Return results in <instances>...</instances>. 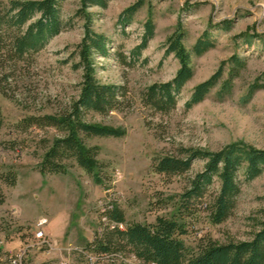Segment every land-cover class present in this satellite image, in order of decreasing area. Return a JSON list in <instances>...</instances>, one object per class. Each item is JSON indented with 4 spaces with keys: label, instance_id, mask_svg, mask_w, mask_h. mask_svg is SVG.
Wrapping results in <instances>:
<instances>
[{
    "label": "rangeland",
    "instance_id": "obj_1",
    "mask_svg": "<svg viewBox=\"0 0 264 264\" xmlns=\"http://www.w3.org/2000/svg\"><path fill=\"white\" fill-rule=\"evenodd\" d=\"M0 1L8 5L12 0ZM106 2V7L88 9L93 30L108 39V56L92 57L95 78L126 88L128 101L120 111L86 116L90 123L124 132L118 138H85L87 146L98 149L94 174L74 159L63 161L65 173L42 174L45 154L65 133L22 126L29 117L60 116L79 98L84 71L76 67L75 54L85 34L84 21L76 16L81 0L63 3L64 28L45 49L19 62L9 71L8 81L0 75V216L6 223L8 248L34 243L37 222L47 219L44 230L57 246L43 249L44 240L35 236L31 264H143L128 252L99 256L90 248L110 225L103 221L107 206L123 213L126 225L121 228L154 224L158 217L177 219L186 224L182 240L192 248L201 241L224 245L252 239L264 222V173L252 181L240 173L232 215L214 224L206 206L219 191L218 180L190 215L178 211L190 180L204 170L205 161L197 160L185 174L171 177L155 172L153 166L155 160L181 157L187 149L216 153L234 143L264 149V0ZM137 2L141 6L131 23L122 26L120 16ZM149 19L155 25L154 37L141 47ZM178 29L185 34L187 50L205 32L216 44L202 56H191L193 77L178 96L177 107L162 114L144 104L142 95L149 86L174 79L180 63L173 54H165V44ZM234 58L241 67H235ZM222 64L219 85L204 101L187 108L194 88ZM233 68L238 73L232 75ZM230 76L231 92L220 100L218 91Z\"/></svg>",
    "mask_w": 264,
    "mask_h": 264
},
{
    "label": "trees",
    "instance_id": "obj_2",
    "mask_svg": "<svg viewBox=\"0 0 264 264\" xmlns=\"http://www.w3.org/2000/svg\"><path fill=\"white\" fill-rule=\"evenodd\" d=\"M65 1L12 0L8 5L0 1V75L3 82L8 81L9 71L15 69L19 62L45 49L50 40L61 33L64 28L62 6ZM106 5V0H81V7L76 12V16L84 21L85 29L84 38L75 54L78 59L76 67L84 71L79 98L60 116H33L22 124L40 129L53 127L65 133L54 141L45 154L40 168L42 174L65 173L63 161L66 159H74L87 173L94 174L99 167L96 159L98 149L87 146L85 138H118L124 135L121 130L86 120L89 113L107 115L120 111L122 104L128 101L126 88L101 84L95 78L92 57L95 54L108 56V39L93 30L92 15L88 9ZM140 6L141 3L137 2L124 10L119 19L122 26L131 23ZM144 28L141 47H146L154 37L153 20L149 19ZM184 39V32L178 29L165 44V54H173L180 63L174 79L167 83L153 84L142 95L144 104L156 112L169 114L177 107L178 96L193 77L191 56H202L216 44L208 32L190 50L184 46ZM232 63L237 68L242 66L237 58ZM128 65H132L131 62ZM223 65L210 79L194 88L186 103L187 108L204 101L219 85L224 75ZM236 73L238 71L234 70L231 74ZM233 77L230 76L221 84L218 91L220 100H224L231 92ZM253 92L254 87L250 96ZM182 153L181 157L165 156L155 160L154 170L161 175L178 176L191 170L195 161H205L204 170L190 180V187L183 195V203L178 211L181 215H190L188 212L202 203L206 190L218 180L219 191L212 204L206 206L214 224H221L232 215L241 189L240 173L243 172L246 181H252L264 173V149H254L244 144H230L216 153L190 149ZM11 183L16 184L15 176L11 177ZM105 217L109 221V227L102 237L90 244V248L99 256L128 252L143 264H264V222L248 241L224 245L201 241L196 248H192L182 240L187 234L186 224L177 219L158 217L154 224H130L121 228L120 225H126L121 211L112 207L107 209Z\"/></svg>",
    "mask_w": 264,
    "mask_h": 264
},
{
    "label": "built area",
    "instance_id": "obj_3",
    "mask_svg": "<svg viewBox=\"0 0 264 264\" xmlns=\"http://www.w3.org/2000/svg\"><path fill=\"white\" fill-rule=\"evenodd\" d=\"M112 208L111 206H107L103 208V221H106L105 212L107 209ZM15 212L13 211L9 217L12 221ZM48 220L40 219L36 224V230L33 232L34 235V243L23 244L19 249H10L7 244L6 237V223L3 217L0 216V264H31V251L32 248L36 245L37 240L35 236L41 240H44L43 249L52 251L56 248L57 243L52 238L50 239L47 236L46 231L44 230L47 227Z\"/></svg>",
    "mask_w": 264,
    "mask_h": 264
}]
</instances>
